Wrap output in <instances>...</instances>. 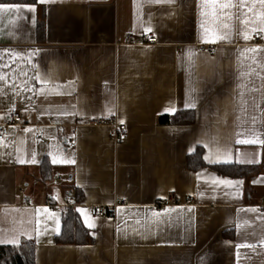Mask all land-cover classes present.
Returning <instances> with one entry per match:
<instances>
[{
	"label": "crops",
	"instance_id": "crops-1",
	"mask_svg": "<svg viewBox=\"0 0 264 264\" xmlns=\"http://www.w3.org/2000/svg\"><path fill=\"white\" fill-rule=\"evenodd\" d=\"M15 8L0 10V123L12 109L23 119L0 141V245L34 242L36 264H264V0ZM184 110L195 125L168 124ZM95 119L124 125L122 141ZM198 147L209 165L261 170L188 171ZM77 190L95 242L59 246L65 196ZM170 193L179 204H164Z\"/></svg>",
	"mask_w": 264,
	"mask_h": 264
},
{
	"label": "trees",
	"instance_id": "trees-1",
	"mask_svg": "<svg viewBox=\"0 0 264 264\" xmlns=\"http://www.w3.org/2000/svg\"><path fill=\"white\" fill-rule=\"evenodd\" d=\"M39 0H0V4L8 7L34 6ZM37 38L40 43L46 40L45 16L42 13L37 22ZM197 115L194 110L179 111L173 116L167 117V122L172 126H192L195 125ZM205 150L198 147L196 151L187 156L185 167L188 171L198 172L209 168L221 177L231 179H243L260 172V166H245L238 164H218L209 165L204 160ZM41 182L48 183L53 180V168L48 158L40 164ZM71 196V195H70ZM75 203L68 205L63 210L61 233L55 238V243L59 246H90L95 240L91 231L84 225L77 206L84 201V194L76 191L74 195ZM225 237H231L225 233ZM36 249L34 242L23 240L18 245H0V264H36Z\"/></svg>",
	"mask_w": 264,
	"mask_h": 264
},
{
	"label": "built area",
	"instance_id": "built-area-1",
	"mask_svg": "<svg viewBox=\"0 0 264 264\" xmlns=\"http://www.w3.org/2000/svg\"><path fill=\"white\" fill-rule=\"evenodd\" d=\"M126 44H132V36L128 35L125 38ZM144 42L146 44H154L158 43L157 37L149 36V35H144ZM213 53H217V50H214ZM23 119V115L21 112H19L17 109H12L8 112L7 114V120L3 123H0V141H4L7 136L10 134V127L16 123L21 122ZM114 119H95L90 121V125L94 126H113L114 131H113V138L116 142H121L123 139V131L126 130V127L124 125H119L116 120ZM43 136V134H41ZM75 135L72 136V139L70 141V147L75 148L76 144L74 141ZM65 202L68 205H73L75 203V200L72 196L66 195L65 196ZM190 203H193L194 200L190 199ZM50 204L51 201H48ZM180 201L176 198L175 193H170L168 195L167 200L164 202L165 205H176L179 204ZM264 210V209H263ZM102 215H106L107 211L106 209H102L100 212Z\"/></svg>",
	"mask_w": 264,
	"mask_h": 264
},
{
	"label": "snow or ice",
	"instance_id": "snow-or-ice-1",
	"mask_svg": "<svg viewBox=\"0 0 264 264\" xmlns=\"http://www.w3.org/2000/svg\"><path fill=\"white\" fill-rule=\"evenodd\" d=\"M33 2L35 3V0H33ZM40 2H44V0H40ZM224 6L226 7L227 5H224ZM0 10L7 12V11H9V7L7 5L0 4ZM15 11L20 12V9L17 7V8H15ZM27 11L28 12H34L35 8L34 7L28 8ZM245 39H247V36H245ZM241 142H245V141H241ZM247 142L250 143L251 141H247ZM225 183H228V182H225ZM90 226H92V225L90 224ZM2 242H5V241H0V243H2ZM7 242L15 243V241H7Z\"/></svg>",
	"mask_w": 264,
	"mask_h": 264
}]
</instances>
